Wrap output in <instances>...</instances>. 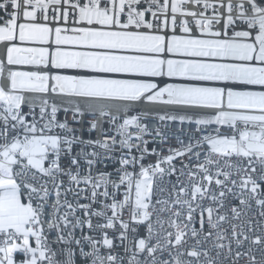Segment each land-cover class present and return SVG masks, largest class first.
Segmentation results:
<instances>
[{"label":"snow or ice","instance_id":"1","mask_svg":"<svg viewBox=\"0 0 264 264\" xmlns=\"http://www.w3.org/2000/svg\"><path fill=\"white\" fill-rule=\"evenodd\" d=\"M202 2L205 10L212 7L207 0H163V3L160 0H87L86 3L76 0L71 7L78 9L75 20L78 26L70 29L56 26L61 19L67 23L68 12H61L60 6L68 0L0 2V10L8 16L0 26V42L5 43L7 64L49 69L9 70L7 85L0 83V264H75L73 245L89 264H125L124 256L113 254L115 246L107 232L103 233L102 240L82 237L89 251H85L74 232L64 233L61 223L67 228L70 221L68 213L59 215V210L64 205L72 209V205L61 197L74 189H64L61 176L68 177L73 185L90 186L93 202L100 196L111 200L103 205L111 211V216L105 211L93 215L105 217L106 223L96 226L100 229H112L119 222L118 239L127 255V264H226L219 251L224 249L223 243L213 244L212 249L205 246L214 231L218 241L226 238L220 230L227 221L220 214L226 196L238 195L243 207L231 208L237 219L245 209L251 208L249 200L242 198L245 194L264 208V198H257L264 196V90H236L247 86L264 89V0H219L224 13L214 11L211 17L184 7ZM50 8L53 10L51 24L48 22ZM169 9L170 32L166 31ZM146 13H151L154 19H147ZM178 13L193 18L199 35L186 19L179 25L182 34H178ZM225 14L222 30H213V24H220ZM161 17L164 18L162 26L158 23ZM17 40L20 45L35 46H18ZM51 69L74 70V74H50ZM3 75L4 63L0 61V78ZM163 77L181 82L168 83L161 79L157 83L154 79ZM203 82H222L223 86L209 87ZM49 92L85 98L93 116H108L115 129L111 142L79 139L69 129L67 120H57L59 109L55 104L48 111L47 100L40 105L39 121L35 115L32 121L26 120L34 112V105L28 104L25 112V94ZM145 103L176 106L178 111L205 112L197 119L168 114L158 117L160 121L179 119L183 123L187 119L195 124L196 131L188 136L192 141L188 147L170 148V154L163 158L155 149L149 153L144 137L152 134L146 122L151 109L137 111ZM111 107H115V113L109 110ZM68 111L64 109L65 113ZM77 114L84 115L79 105L73 109V120ZM213 124L226 126L227 131L217 128L213 134L207 129ZM97 127L92 122L90 130ZM156 135H160L159 128ZM77 143L99 151L82 150L71 156L72 146ZM117 145L122 152L119 168L112 173L100 171L93 175L92 166L105 163L104 153H109L110 160H116L112 153ZM133 149L139 155L133 154ZM65 154L71 156L75 171L61 166V157ZM147 155H156L155 163H145ZM80 156L86 159L87 175H81ZM177 157L188 159V164L181 166V175L189 165L195 170L188 171L187 184L178 190L176 185L172 186L175 199L170 204L159 199L154 204V185L157 180L163 183L162 165H169L175 173L173 161ZM37 174L48 178L39 186ZM236 187L240 189L239 194L234 191ZM121 190L122 199L117 195ZM157 190L162 191L159 187ZM53 196L55 200L51 201ZM205 200H210L212 206L202 203ZM80 207L87 210L89 205ZM125 211L129 220L123 219ZM165 212L175 217L169 220L174 232L164 229L161 214ZM205 212L209 229L206 234ZM260 215L264 217V211ZM197 222L199 228L195 226ZM86 223L89 229L93 227L90 220ZM81 224L77 219L72 227ZM45 225L49 233H56L55 239H49ZM141 226L145 227L146 236H140ZM231 227L233 237L242 235L243 240L249 239L243 232L237 233L236 225ZM130 234L134 248L124 244ZM190 240L195 242L190 244ZM242 242L236 239V244ZM252 243L260 246L261 259L257 261L251 256V264H264V234L255 236ZM53 244L64 245L59 252L63 259L57 258ZM101 248L107 249V253L102 254ZM231 252L229 245L228 254ZM165 253L169 258H163ZM18 255L23 258L17 260ZM241 255L236 253L237 257Z\"/></svg>","mask_w":264,"mask_h":264},{"label":"built area","instance_id":"2","mask_svg":"<svg viewBox=\"0 0 264 264\" xmlns=\"http://www.w3.org/2000/svg\"><path fill=\"white\" fill-rule=\"evenodd\" d=\"M2 2V0H0ZM76 0H68V3H62L60 6V11H67L68 12V20L67 23H65L62 19L56 22V26L60 27H67V28H72L76 25L75 20L78 19V9H74L71 7L73 3H75ZM82 3H86L87 0H81ZM161 3H163V0H160ZM171 2V0H169ZM207 2L212 5V7H209L207 10H205L203 6V2L199 5L189 3L184 5V7L187 10L194 11L197 13L203 12L205 16L211 17L214 14V11H219L221 13H224V9L219 7V0H207ZM148 5L145 3L144 7H147ZM4 15L5 13L3 10H0ZM59 14V13H57ZM171 11L169 9V14H168V28L166 31H171ZM52 16H53V10L50 8L49 9V23H53L52 21ZM177 17V32L178 34H182L179 32V25L183 20H188L189 25L196 30L197 34L199 35V30L196 28L195 22L192 17L190 16H181L179 13L176 14ZM146 18L149 20H153L154 18L152 17L151 13H146ZM199 18V16L197 17ZM8 19V16L5 15L3 16V20L1 22V25L5 23V21ZM163 17L160 18V21L158 23L163 25ZM226 19V14L225 18L221 19L220 24H213V30H222L221 25L225 22ZM23 22V21H20ZM236 30H242L240 28H237ZM229 35L232 34V29H228ZM16 44H19L20 42L17 40L15 41ZM8 46H11L9 43ZM3 49H5V53H2ZM0 61H3L4 63V75L3 78H0V83H3L7 85V74L9 70H18V71H49V69L44 68L43 66H40L37 68L36 66H29V65H8L6 61V47L4 42H0ZM74 74V70H57V69H51L50 74ZM115 78H120V77H115ZM157 83H160L161 79L168 82V83H178L181 81H178L176 79H169L167 77L163 78H154ZM204 86H209V87H222L223 83L222 82H203ZM163 86V84H161ZM236 90H250V91H261L264 90L260 86H247L246 88H238ZM26 104L24 106L25 112H28V104L34 105V112L31 114H28L26 116V120L32 121L33 115H35L36 120H40V105L42 104L43 100L48 101V111L50 112L51 106L55 104L58 107V112H57V120L59 122H64L65 120L68 121V127L69 129L73 130L76 134V136L79 139H82L84 141L88 140H100V141H105V142H111V136L115 134V129L114 127L109 123V117L104 116L100 117L98 114L96 116H93L90 112V109L88 108V104H85L83 107V112L84 115L80 116L79 114L76 115V119L73 120V109L69 106H63L60 103H66V98L59 93H47V94H39V93H26ZM74 98V97H72ZM65 101V102H64ZM54 102V103H53ZM68 108L69 111L67 113L64 112V109ZM150 111V117L149 120L146 121L148 123V127L151 130V135H145L144 139L148 142L147 143V148L149 150V153L152 152V149H155L156 153L159 154L160 158H163L167 155H169V149H178V148H186L188 145L192 142L188 136L191 133H194L196 131V125L195 124H190L188 120L186 119L183 123L180 122L179 119L172 121V120H164L160 121L158 119L159 115H176L179 117L180 115L187 116L186 112L189 111H196V112H201L205 113L203 111L197 110V109H187V110H182L178 111L176 109V106H165V105H156V106H151L148 105L147 103L141 104L137 107V111H145L149 110ZM209 111V110H205ZM115 113V112H114ZM135 114V113H131ZM122 115V113H121ZM202 118V117H201ZM45 121H41V123H44ZM92 122H96L98 127L95 130H90L91 129V124ZM122 122V121H121ZM160 129V135H156V129ZM217 128H221L223 131H227L226 126H219V125H210L207 126L208 131H211L213 134L215 133V130ZM56 131H59V129H56ZM104 133H107L105 135ZM179 138V139H178ZM182 141V143L180 142ZM83 152L85 153H91L92 151L96 150L99 151V149H95L92 146H89L87 144H74L72 146V153L71 156H76L78 153ZM123 151H127L124 149ZM122 152L119 148V145H117L116 150L112 153L116 157V160H110L109 159V153H104L102 159L104 160L105 163H96L92 166V174L96 175L100 171H107V172H114L116 168H119V157L121 156ZM133 154L139 155L138 152H136L135 149H133ZM71 156L65 154L62 155L61 157V166L65 169L71 167L73 171L76 170V166L71 165ZM157 160L156 155H147L145 163L152 162L155 163ZM78 163L80 166V172L81 175H87L88 174V165L86 163V159L83 156L78 157ZM173 163L175 164L176 171L175 173L171 172V168L169 165L164 164L162 165L165 168V173L163 177V183H161L159 180H157V183L154 185V190H153V203L155 204V201L157 199L159 200H168L169 204L173 199H175V192L173 191V185H176L177 190L179 187L183 186L184 184H187L189 181V177L187 175L189 170H195L193 165H189V168H185L184 174L181 175V166L183 164H188V159L186 157H177ZM39 177V182L37 186H39V183H43L45 180H47V177H40L39 174H37ZM237 179V185L240 183V178L237 176L235 177ZM60 179L64 181L63 188L67 189L69 187L73 188L74 191L72 192H67L66 194L62 195L61 199H67L68 203L72 205V209H75L73 212L72 209H69L67 205H64L60 207L59 210V215H64L65 213H68L67 219L70 221V225L65 228L63 223H61V228L63 229L64 233L67 234L68 232H74V236L76 239H81L82 244L84 245L85 251H89V245L86 241L82 239L83 236H92L97 240H102L103 238V233L107 232L109 235V238L113 239V243L115 246V250L113 254H118L120 256L125 257V264H127V255L123 251V247L121 246V242L118 239L119 237V222H116L114 228L112 229H100L96 227L98 224L102 225L106 223L105 217H100L93 215L94 212L97 211H105L107 216H111V211L104 209L103 205L105 203H110L111 200H105L103 196L98 197V199L93 202L91 198V188L90 186L84 185L81 183L79 186L73 185L69 182L68 177L66 176H61ZM199 179V177L197 178ZM49 190H52V185L51 183L48 184ZM157 187L161 188L162 191H158ZM212 188L217 191L218 194V189L216 188L215 184L212 185ZM81 189H85L84 191H81ZM262 190H264V184H262ZM63 191V190H62ZM102 192L103 189H100ZM122 191L118 193V197L122 199ZM234 191L239 194V187H236ZM245 200H249V203L251 204V208L245 209L240 218H234L233 214L231 212L232 207H237V208H242L239 204V198L237 196H233L231 194H228L226 198L224 199V207L220 208V214H223L227 217V221L222 224L221 226V232L225 235V239L222 241H218L215 235V231L211 237L207 239L205 242V246L209 249H212L213 244L216 243H223L225 245L224 249L219 250L221 251V259L226 261V264H251V256H255L256 260L259 261L261 259V252H260V246L255 245L252 243V240L255 238L257 235H262L264 234V217L260 215L261 211H264V208H261L259 205L256 204L255 199H249V196L245 194L243 197ZM258 199L264 198V196H257ZM55 197H51V201H54ZM202 203H204L206 206H212V202L210 200H205ZM80 205H89V208L85 210L84 208L80 207ZM156 207H160V205H156ZM214 207H219L218 205H215ZM175 210V209H173ZM50 211V210H49ZM87 211V214H85ZM205 216V234L209 230L207 228L206 224V218H207V213H204ZM162 219L165 221L164 222V229L168 231H175V229H172L169 227V220L170 219H175V217H172L170 213L165 212L161 214ZM196 218L197 221L199 220V210H197L196 213ZM79 219L82 224L81 226L73 228L72 225L76 223V220ZM124 220H129V215L127 211H125L123 215ZM153 219H155V214ZM90 220L93 227L91 229L88 228L86 221ZM214 222L216 220L214 219ZM241 224H244L245 227L241 228L239 227ZM232 225H236V231L237 233L243 232L244 235H247L249 237L248 240H243V236L239 235L237 237L232 236ZM197 228H199V223L197 222L195 225ZM45 230L46 234L49 235V239L53 240L55 239L56 233L54 231L48 232L47 230V225H45ZM157 231H160L159 226H157ZM139 234L140 236H146V229L144 226H141L139 228ZM202 234V237L203 238ZM236 239H240L243 242L241 244H236ZM131 242V243H130ZM190 244L194 243V240L189 241ZM153 243H155V239L153 240ZM124 244H127L129 247L134 248V241H132V236L131 234L129 235V240L125 241ZM231 245V255L228 254V246ZM53 249L58 252V259H63L64 257L59 255L60 249L64 247V245L60 244H53L52 245ZM75 248L76 251V258H75V264H89V261H86L81 258L80 253H79V248H77L75 245L72 246ZM107 249L101 248L102 254L107 253ZM240 252L242 255L237 257L236 253ZM250 253V255L248 254ZM211 254L214 255V252ZM17 260L22 259V256H17ZM143 259V257H140ZM163 258H169L167 257V254H164Z\"/></svg>","mask_w":264,"mask_h":264},{"label":"bare ground","instance_id":"3","mask_svg":"<svg viewBox=\"0 0 264 264\" xmlns=\"http://www.w3.org/2000/svg\"><path fill=\"white\" fill-rule=\"evenodd\" d=\"M2 53H5V49H3ZM65 100H66V103H60V104L63 106H69L72 109H74L76 107V105H79L83 109V107H85L84 106L85 104H89V101L86 100L85 98L68 97ZM109 110H111L113 113L116 111L115 107H111ZM210 111L211 110H209L208 112H210ZM186 114H187V117H189L191 119H197V118L203 117L205 113L196 112V111H189V112H186Z\"/></svg>","mask_w":264,"mask_h":264},{"label":"trees","instance_id":"4","mask_svg":"<svg viewBox=\"0 0 264 264\" xmlns=\"http://www.w3.org/2000/svg\"><path fill=\"white\" fill-rule=\"evenodd\" d=\"M5 16L1 11H0V17H3ZM3 19H0V25H1V22H2Z\"/></svg>","mask_w":264,"mask_h":264},{"label":"rangeland","instance_id":"5","mask_svg":"<svg viewBox=\"0 0 264 264\" xmlns=\"http://www.w3.org/2000/svg\"><path fill=\"white\" fill-rule=\"evenodd\" d=\"M0 26H3V25H0ZM18 46H24V45H20V44H17ZM26 46V45H25Z\"/></svg>","mask_w":264,"mask_h":264},{"label":"crops","instance_id":"6","mask_svg":"<svg viewBox=\"0 0 264 264\" xmlns=\"http://www.w3.org/2000/svg\"><path fill=\"white\" fill-rule=\"evenodd\" d=\"M20 44V43H19ZM25 46V45H24ZM26 46H35V45H26Z\"/></svg>","mask_w":264,"mask_h":264}]
</instances>
